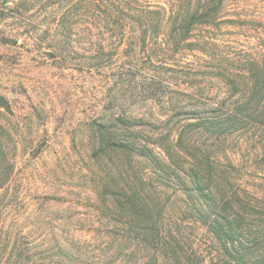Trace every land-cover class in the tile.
I'll return each instance as SVG.
<instances>
[{
    "label": "rangeland",
    "instance_id": "374dc122",
    "mask_svg": "<svg viewBox=\"0 0 264 264\" xmlns=\"http://www.w3.org/2000/svg\"><path fill=\"white\" fill-rule=\"evenodd\" d=\"M18 1L22 10L0 2V264H173L154 241L159 196L184 247L218 264L219 243L155 157L169 144L219 186L230 175L264 201V126L210 138L196 125L198 106L185 105L190 83L215 89L193 103L223 100L220 71L264 56V0H224L219 18L195 24L178 48L169 45L176 0H158L167 10L159 32L146 44L137 23V36L107 34L119 48L99 66L78 0ZM212 1L188 0L189 11ZM173 97L181 107H169ZM127 140L139 146L132 154L113 146Z\"/></svg>",
    "mask_w": 264,
    "mask_h": 264
},
{
    "label": "trees",
    "instance_id": "16d2710c",
    "mask_svg": "<svg viewBox=\"0 0 264 264\" xmlns=\"http://www.w3.org/2000/svg\"><path fill=\"white\" fill-rule=\"evenodd\" d=\"M1 1L5 4L12 2L15 10H22L23 3L18 0ZM143 1L148 3L144 6L141 4ZM223 1L213 0L190 12L188 0H176V5H172L168 18L175 24L174 32L179 33L173 37L169 45L176 48L182 46L181 44L188 40L189 33L195 24L211 26L220 16ZM78 2L77 15L82 23L93 26L95 31L94 66L103 63L106 50L119 48V44L105 43L107 34L118 38L120 35L123 37L129 30L137 36L140 33L139 28L136 27L138 24L140 28L144 26L141 31L143 32L142 42L146 44L148 33L152 35L159 32L167 16V10L158 0H78ZM1 20H3L2 15H0ZM148 22L151 23L148 25ZM153 23L155 24L151 25ZM64 29L71 31L69 28ZM189 46L191 48L194 45L189 44ZM220 75L222 85L219 87V95L223 93V100L193 103L195 98L214 93L215 89L207 84L190 83V87H187L190 90L187 97L190 103L185 105L198 106L194 113L198 116L196 125L204 127L210 138L214 135L219 137L234 134L252 126H264V56L246 60L239 69H222ZM174 98L168 102L169 107L173 105L176 108L181 107V101ZM4 105L3 99L0 98V108ZM124 120L128 123L131 118L127 116ZM196 141L197 139L193 141V144ZM199 144L197 143L198 146H202ZM113 146L127 154H132L139 148L134 141L130 140L113 142ZM161 149L164 156H156L155 164L169 182H176L179 187L181 186V190L187 196L191 213L219 243L222 257L218 264H264V201L252 197L248 189L235 183L236 181L233 182L230 175L226 176L228 189L219 186L214 175L202 168V163L196 162L197 159L188 160L187 155L183 157L169 144ZM178 158L186 160L190 166L177 165ZM207 159L210 161L209 155ZM210 163L212 164L211 161ZM231 166L237 170L232 164ZM209 170H212L211 167ZM215 183L217 184L214 186ZM164 204L163 197L159 196L156 203L158 214L151 221L154 227L152 229L155 235L154 241L160 255L170 257L168 251L170 249L173 264H201L197 253L189 252L184 247L182 238L175 233L174 227L166 220ZM136 222V218H133L129 224L135 225ZM142 222L145 225L150 224L145 219Z\"/></svg>",
    "mask_w": 264,
    "mask_h": 264
}]
</instances>
